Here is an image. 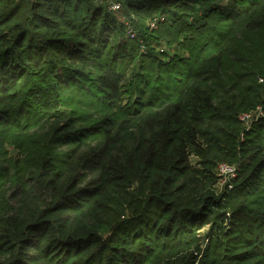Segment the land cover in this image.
<instances>
[{
    "label": "trees",
    "instance_id": "1",
    "mask_svg": "<svg viewBox=\"0 0 264 264\" xmlns=\"http://www.w3.org/2000/svg\"><path fill=\"white\" fill-rule=\"evenodd\" d=\"M0 264H264V0H0Z\"/></svg>",
    "mask_w": 264,
    "mask_h": 264
},
{
    "label": "built area",
    "instance_id": "2",
    "mask_svg": "<svg viewBox=\"0 0 264 264\" xmlns=\"http://www.w3.org/2000/svg\"><path fill=\"white\" fill-rule=\"evenodd\" d=\"M119 8V5H113V9L116 10ZM262 115V110L260 107L253 112L244 113L241 115L240 119L248 126L252 121L257 120ZM217 176L219 179V185H229L232 180L236 177L237 167L234 164L229 163H220L217 166Z\"/></svg>",
    "mask_w": 264,
    "mask_h": 264
}]
</instances>
